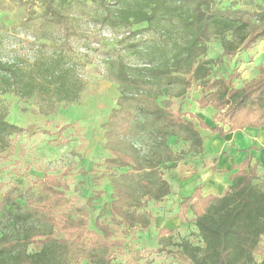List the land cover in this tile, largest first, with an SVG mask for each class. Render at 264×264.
Instances as JSON below:
<instances>
[{
	"label": "trees",
	"instance_id": "trees-1",
	"mask_svg": "<svg viewBox=\"0 0 264 264\" xmlns=\"http://www.w3.org/2000/svg\"><path fill=\"white\" fill-rule=\"evenodd\" d=\"M40 1L42 11L35 18L40 24L50 23L62 30V9L73 1L78 2ZM92 2L98 14L89 21L122 34L119 42L130 43L126 48L132 49L135 61V64L117 61L114 79L120 87V96L107 125L128 135L139 112L150 118L154 129L149 151L141 158L113 150V156L105 160L109 167L126 168L136 183L132 189L116 186V197L105 208L115 224L125 229L145 230L151 225L152 217L138 208L172 193L160 169L175 168L187 152L204 151L203 138L193 121L184 118L186 114L181 108H171L172 98L183 97L190 88L198 87V105L211 106L221 119V124L211 128L204 122L200 126L220 136L225 134V126L229 132L264 125V73L236 87L232 84L234 72H219L225 57H232L264 39V10L248 12L242 8L218 7L216 0ZM63 31L67 32V28ZM145 33L152 35L137 40ZM214 37L220 40L222 50L218 57L210 58L208 44ZM79 90L75 65L64 62L60 55L53 54L44 61L37 58L26 67L20 61L0 57V94L13 93L24 99L49 94L57 102L72 103L77 100ZM159 97L168 98L160 103ZM6 116L7 110L0 101L2 160L14 150L12 137L23 131L31 134L36 129L32 124L23 128L11 123ZM173 137L186 142L187 151H173L167 143ZM252 158L248 153L228 174L229 184L222 195L202 196L201 186H196L190 194L180 197L178 215L185 219L187 211L191 212L201 240V244L188 240L176 243L189 264H264V259H256L258 245L264 237V178L259 177ZM38 185L37 195L26 199L14 220V224L20 223L22 235L0 236V264H113L111 248L119 247L121 242L111 240L110 225L95 219L97 233L88 229L83 215L76 219L54 215L67 201L66 183L56 176H44ZM8 195L1 198L0 210ZM99 196L98 192L94 197ZM92 198H88V205L93 203ZM85 207L78 209L83 212Z\"/></svg>",
	"mask_w": 264,
	"mask_h": 264
},
{
	"label": "rangeland",
	"instance_id": "rangeland-1",
	"mask_svg": "<svg viewBox=\"0 0 264 264\" xmlns=\"http://www.w3.org/2000/svg\"><path fill=\"white\" fill-rule=\"evenodd\" d=\"M216 2L218 7L223 8H242L248 12L264 10V0ZM41 6L40 0L1 1L0 57L20 61L26 67L37 58L44 61L53 54L60 55L64 62L75 65L80 90L77 100L72 103L57 102L49 94L35 99L16 97L13 93L0 94L9 122L23 128L30 124L36 126L31 134L23 131L12 137L13 152L5 160L0 159V200L9 194L4 208L0 210V236L22 235L20 223L14 224L16 215L21 212L26 199L37 195L39 181L44 176H56L67 185V201L54 211V215L64 214L73 219L83 215L88 221V229L97 233L95 219L109 224L111 240L121 242L119 247L111 248L113 264H189L179 253L176 243L188 240L192 244H201V240L191 212L187 211L185 219L178 215L179 197L200 186L197 180H190V176L211 168L215 162L212 151L223 146L226 141L224 136L219 137L220 141L212 138L209 130L201 131L205 137V152H187L185 159L175 168L160 169L172 193L161 201H148L138 208V211L149 212L152 217L147 229H125L115 224L105 205L116 197V186L132 189L136 183L135 177L131 172L127 173L126 168L109 167L105 160L113 156V150L141 158L149 151L154 139L150 135L154 130L150 118L139 112L132 120L128 135L120 134L107 125L112 109L118 107L120 96V87L114 79L117 61L122 59L127 64H135L132 49L126 48L130 43H120L122 34L89 21L98 14L92 0L73 1L62 9V27L63 30L67 28V32L50 23L40 24L35 15L42 11ZM151 35L145 33L137 40ZM221 50L220 40L214 37L209 41L207 56L218 57ZM226 71L236 74L232 81L236 87L262 75L264 39L239 50L232 57H225L219 65V72ZM199 91L198 87H192L183 97L172 98L171 108H181L186 114L184 118L193 121L198 130L203 128L201 122L210 128L221 124L214 108L198 105ZM166 98L159 97L158 102L162 103ZM167 143L175 152L188 149V144L179 137L169 138ZM253 164L258 167L259 177L264 178L262 166L257 162ZM98 192L100 196L94 197ZM89 197H93L91 205L87 202ZM82 206H86L83 212L78 209ZM256 259H264V237L258 245Z\"/></svg>",
	"mask_w": 264,
	"mask_h": 264
},
{
	"label": "crops",
	"instance_id": "crops-1",
	"mask_svg": "<svg viewBox=\"0 0 264 264\" xmlns=\"http://www.w3.org/2000/svg\"><path fill=\"white\" fill-rule=\"evenodd\" d=\"M224 129L226 128L224 127ZM206 130H209L212 138L221 141L219 137L222 136L212 132L210 129H204V127L198 130L202 138L204 136L201 131L204 133ZM223 136L226 140L223 146L212 151V159L215 162L211 168L207 167L205 171L201 173L194 172L190 176V180L195 179L200 183L203 196L222 195L229 184L228 174L235 170L236 165L244 161L248 153H251L253 157L252 162H257L264 171V125L259 128L245 127L241 130L226 131ZM190 190L187 192L188 194H190Z\"/></svg>",
	"mask_w": 264,
	"mask_h": 264
}]
</instances>
